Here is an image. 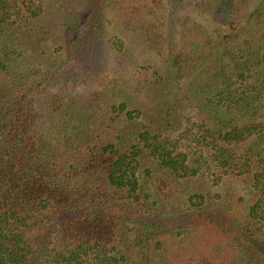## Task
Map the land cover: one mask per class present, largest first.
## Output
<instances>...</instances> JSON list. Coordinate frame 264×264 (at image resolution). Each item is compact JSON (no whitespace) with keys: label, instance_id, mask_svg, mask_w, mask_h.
<instances>
[{"label":"trees","instance_id":"1","mask_svg":"<svg viewBox=\"0 0 264 264\" xmlns=\"http://www.w3.org/2000/svg\"><path fill=\"white\" fill-rule=\"evenodd\" d=\"M261 234L264 0H0V264H264Z\"/></svg>","mask_w":264,"mask_h":264},{"label":"rangeland","instance_id":"2","mask_svg":"<svg viewBox=\"0 0 264 264\" xmlns=\"http://www.w3.org/2000/svg\"><path fill=\"white\" fill-rule=\"evenodd\" d=\"M229 180H228V183H231V185L234 187V190H235V192H236V195L238 194V195H243V187H244V184L241 182V181H239V180H237V179H235V180H233L232 178H228ZM226 188V184H223V189L222 188H214L213 189V192L214 193H216V192H224L225 193V191H224V189ZM220 202V201H219ZM234 220H239V219H241V217H234L233 218ZM209 220H212V219H209ZM174 223L175 224H178L179 223V221L177 220V221H174ZM231 223H233V222H231ZM234 224H236V223H234ZM214 231V230H213ZM215 232V231H214ZM257 235H259V234H257ZM261 238H262V240H263V243H262V245H264V234H261ZM215 239V238H214ZM259 240H261L260 238H259ZM253 264H254V261H253ZM256 264V263H255Z\"/></svg>","mask_w":264,"mask_h":264}]
</instances>
